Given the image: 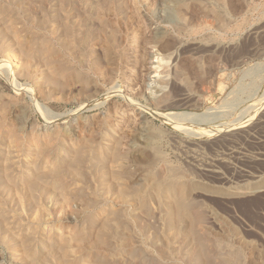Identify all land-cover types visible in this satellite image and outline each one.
Returning <instances> with one entry per match:
<instances>
[{
    "label": "rangeland",
    "instance_id": "rangeland-1",
    "mask_svg": "<svg viewBox=\"0 0 264 264\" xmlns=\"http://www.w3.org/2000/svg\"><path fill=\"white\" fill-rule=\"evenodd\" d=\"M0 7V264H95L91 242L112 213L72 200L62 209L48 197L52 211L18 208L10 193L38 176L50 192L91 186L88 194L101 193L113 180L127 188L139 182L153 199L120 214L121 232L148 256L157 254L152 240L170 241L168 264H204L187 222L207 239L215 264L236 250L243 253L236 263L264 264V0H0ZM167 114H188V121ZM77 148L91 152L81 154L88 157L82 171L92 169L82 177L71 159ZM158 180L184 186L187 211L201 218L187 212L186 223L170 221L167 208L178 196L160 200ZM186 252L193 255L181 262Z\"/></svg>",
    "mask_w": 264,
    "mask_h": 264
},
{
    "label": "bare ground",
    "instance_id": "bare-ground-1",
    "mask_svg": "<svg viewBox=\"0 0 264 264\" xmlns=\"http://www.w3.org/2000/svg\"><path fill=\"white\" fill-rule=\"evenodd\" d=\"M18 2V1H17ZM111 2V1H110ZM219 2V1H218ZM16 3V2H15ZM37 3V2H36ZM256 3V2H255ZM16 4H18V3H16ZM15 4V5H16ZM229 4V3H228ZM236 5V4H235ZM249 5V4H248ZM24 6V5H23ZM37 6V5H36ZM41 6V5H40ZM177 6V5H176ZM5 7V6H4ZM19 7H20V5H19ZM53 7H55V6H53ZM212 7H214V6H212ZM239 7V6H238ZM1 8V7H0ZM13 8V7H12ZM216 8V7H215ZM13 9H15V8H13ZM64 9V8H63ZM227 9V8H226ZM243 9V8H242ZM17 10V9H16ZM29 10V9H28ZM4 11V10H3ZM10 11V10H9ZM14 11V10H13ZM31 11V10H30ZM55 11V10H54ZM225 11V10H224ZM239 11V10H238ZM17 12V11H16ZM15 12V13H16ZM24 12V11H23ZM22 12V13H23ZM63 12V11H62ZM236 12V11H235ZM4 13V12H3ZM32 13V12H31ZM46 14V13H45ZM14 15V14H13ZM17 15V14H16ZM37 16V15H36ZM54 16V15H53ZM15 17V16H14ZM17 17V16H16ZM19 17V16H18ZM38 17V16H37ZM36 17V19L37 20H39L38 18ZM48 17V16H47ZM71 17V16H70ZM198 17V16H197ZM202 17V16H201ZM234 17V16H233ZM13 18V17H12ZM10 19H11V17H10ZM16 19H18V18H16ZM32 19V18H31ZM41 19V18H40ZM43 19V18H42ZM41 19V20H42ZM193 19V18H192ZM196 19V18H195ZM222 19V18H221ZM24 22V21H23ZM30 22V21H29ZM48 22V21H47ZM56 22V21H55ZM65 22V21H64ZM73 22V21H72ZM190 22V21H189ZM200 22V21H199ZM3 23V22H2ZM35 23V22H34ZM33 23V24H34ZM41 23V22H40ZM39 23V24H40ZM43 24H44V21L42 22ZM21 24V23H20ZM25 24V23H24ZM36 24V23H35ZM38 24V25H39ZM2 25V24H1ZM37 25V26H38ZM75 25V24H74ZM5 26V25H4ZM43 26V25H42ZM41 26V27H42ZM71 26V25H70ZM29 27V26H28ZM1 28V27H0ZM6 28V27H5ZM9 28V27H8ZM18 28V27H17ZM16 28V29H17ZM26 28H27V26H26ZM49 28V27H48ZM55 28V27H54ZM75 28H76V26H75ZM31 29V28H30ZM67 29H68V27H67ZM66 29V30H67ZM21 30V29H20ZM38 30V29H37ZM42 30V29H41ZM43 30H44V28H43ZM69 30H71V28H69ZM88 30V29H87ZM1 31V30H0ZM30 31V30H29ZM16 32V31H15ZM17 32H19V31H17ZM31 32H32V30H31ZM33 32H35V31H33ZM68 32V31H67ZM159 32V31H158ZM157 32V33H158ZM29 33V32H28ZM88 33V32H87ZM20 34V33H19ZM33 34H35V33H33ZM67 34V33H66ZM93 34V33H92ZM22 35H23V33H22ZM43 35V34H42ZM41 35V36H42ZM55 35V34H54ZM158 35H160V34H158ZM69 36V35H68ZM71 36V35H70ZM6 37V36H5ZM22 37V36H21ZM43 37V36H42ZM64 37V36H63ZM77 37V36H76ZM112 37V36H111ZM161 37V36H160ZM85 38V37H84ZM163 38V37H162ZM23 39H24V37H23ZM36 39V38H35ZM160 39V38H159ZM37 40V39H36ZM80 40V39H79ZM86 40H88V39H86ZM7 41V40H6ZM25 41V40H24ZM48 41V40H47ZM78 41V40H77ZM160 41V40H159ZM3 42H4V40H3ZM28 42V41H27ZM35 42V41H34ZM66 42V41H65ZM71 42V41H70ZM86 42V41H85ZM29 43V42H28ZM114 43V42H113ZM171 43V42H170ZM22 44V43H21ZM27 44V43H26ZM73 44V43H72ZM87 44V43H86ZM110 44V43H109ZM6 45V44H5ZM16 45V44H15ZM41 45V44H40ZM78 45V44H77ZM173 45V44H172ZM7 46V45H6ZM26 46V45H25ZM35 46V45H34ZM84 46H85V44H84ZM111 46V45H110ZM163 46V45H162ZM24 47V46H23ZM26 47H28V46H26ZM43 47V46H42ZM41 47V48H42ZM82 47V46H81ZM171 47H173V46H171ZM8 48V47H7ZM30 48H31V46H30ZM38 48V47H37ZM67 48V47H66ZM74 48V47H73ZM165 48V47H164ZM88 49V48H87ZM167 49V48H166ZM48 50V49H47ZM89 50V49H88ZM164 50V49H163ZM170 50V49H169ZM168 50V51H169ZM14 51V50H13ZM33 51V50H32ZM36 51V50H35ZM43 51V50H42ZM55 51V50H54ZM73 51V50H72ZM37 52V51H36ZM47 52V51H46ZM51 52V51H50ZM20 53V52H19ZM30 53V52H29ZM171 53V52H170ZM31 54V53H30ZM54 54V53H53ZM29 55V54H28ZM32 55V54H31ZM44 55V54H43ZM42 55V56H43ZM71 55V54H70ZM177 55V54H176ZM35 56H37V54L35 55ZM59 56V55H58ZM63 56V55H62ZM77 56V55H76ZM80 56H83V54H81ZM23 58V57H22ZM26 58V57H25ZM54 58V57H53ZM57 58V57H56ZM15 59V58H14ZM24 59V58H23ZM65 59H66V57H65ZM69 60V59H68ZM75 60H76V58H75ZM178 60V59H177ZM31 60H29V62H30ZM50 61V60H49ZM160 61V60H159ZM61 62H62V60H61ZM71 62V61H70ZM155 62H157V63H159L158 62V60L157 61H155ZM39 63H41V62H39ZM32 65V64H31ZM38 66V65H37ZM154 67H158V66H154ZM26 68V67H25ZM81 68V67H80ZM47 69H48V67H47ZM1 70H3V69H1ZM58 71H60V70H58ZM159 71V70H158ZM8 72V71H7ZM65 72V71H64ZM5 74V73H4ZM65 74V73H64ZM79 74V73H78ZM37 76V75H36ZM89 77V76H88ZM42 78V77H41ZM55 78V77H54ZM71 78H72V76H71ZM62 79V78H61ZM44 80V79H43ZM42 80V81H43ZM54 80V79H53ZM86 80V79H85ZM47 81V80H46ZM84 81V80H83ZM55 82V81H54ZM57 82V81H56ZM79 82V81H78ZM87 82H88V80H87ZM38 84V83H37ZM18 85V84H17ZM21 86V85H20ZM43 90V89H42ZM45 90V89H44ZM41 92V91H40ZM43 93V92H42ZM44 97H45V95H44ZM100 103V102H99ZM22 107V106H21ZM1 108V107H0ZM5 110V109H4ZM6 110H8V108L6 109ZM7 113V112H6ZM162 113H160V114H158V115H161ZM7 115V114H6ZM187 116H189L188 114H167V115H163V118H166V117H169V119L171 120V119H174V121L175 122H180L181 120H183V121H186L187 119L185 118V117H187ZM191 116H193V115H191ZM199 116V115H198ZM201 116V115H200ZM199 116V117H200ZM194 117V116H193ZM192 117V118H193ZM196 117V116H195ZM204 117V116H203ZM60 118V117H59ZM182 118V119H181ZM184 118V119H183ZM198 118V117H197ZM197 118H194L195 120L197 119ZM204 118H206V117H204ZM203 118V119H204ZM6 120V119H5ZM192 120V119H191ZM194 120V121H195ZM199 120V119H198ZM201 120H202V118H201ZM169 121V120H168ZM188 121V120H187ZM193 121V120H192ZM193 121V122H194ZM204 121H206V120H204ZM4 122V121H3ZM190 122V121H189ZM198 122V121H197ZM195 123V122H194ZM107 124V123H106ZM197 124V123H196ZM199 124V123H198ZM231 124V123H230ZM18 125V124H17ZM30 125V124H29ZM79 126V125H78ZM197 126V125H196ZM206 126V125H205ZM12 127V126H11ZM23 127V126H22ZM32 127V126H31ZM35 127V126H34ZM108 127V126H107ZM198 127V126H197ZM211 127V126H210ZM20 128V127H19ZM57 128V127H56ZM18 129V128H17ZM200 130H203L202 128H199ZM218 129H220L219 127H218ZM21 130V129H20ZM32 130V129H31ZM10 133V132H9ZM28 133V132H27ZM57 133V132H56ZM108 133V132H107ZM22 134H23V132H22ZM55 135V134H54ZM57 135V134H56ZM111 135V134H110ZM16 136H18V135H16ZM52 137V136H51ZM57 137V136H56ZM16 138V137H15ZM18 138V137H17ZM52 139H54L53 137H52ZM91 139V138H90ZM9 140H11V138L9 139ZM21 140H23V139H21ZM20 140V141H21ZM84 140V139H83ZM52 141V140H51ZM85 141V140H84ZM92 141V140H91ZM48 142V141H47ZM73 142V141H72ZM109 142V141H108ZM23 143V142H22ZM30 143V142H29ZM34 143V142H33ZM48 143H50V141L48 142ZM8 144V143H7ZM15 144H17V143H15ZM14 144V145H15ZM68 144V143H67ZM124 144V143H123ZM11 145V144H10ZM49 144H47L46 146H45V148L48 146ZM53 145V144H52ZM13 146V145H12ZM37 146V145H36ZM42 146H44V145H42ZM73 146V145H72ZM85 146V145H84ZM87 146V145H86ZM85 146V147H86ZM115 146H117V145H115ZM50 147V146H49ZM88 147V146H87ZM87 147L85 148V149H87ZM92 147V146H91ZM118 147V146H117ZM116 147V148H117ZM48 148V147H47ZM80 148V147H79ZM82 148H84L83 147V145H82ZM81 148V149H82ZM89 148V147H88ZM109 148V147H108ZM115 148V147H114ZM43 149V150H42ZM49 149V148H48ZM78 149V148H77ZM76 149V150H77ZM91 149V148H90ZM89 149V150H90ZM105 149V148H104ZM127 149V148H126ZM7 150V149H6ZM40 150H41V152H43L44 151V148H40ZM67 150V149H66ZM83 150V149H82ZM100 150V149H99ZM37 151H38V149H37ZM47 151V150H46ZM73 151H74V149H73ZM85 151V150H84ZM83 151V152H84ZM93 151V150H92ZM103 151V150H102ZM117 151H119V150H116V155H119V153H117ZM8 152V151H7ZM39 152V153H38ZM37 153L38 154H41L40 153V151H38ZM77 152H80V150L78 149V151ZM80 152V153H74V154H72L73 156H76V158H75V160H73V156H72V162L73 161H75L76 162V164L79 162L80 164H81V168H79V170L81 169V173L79 172H77V171H75V170H77L78 168H76L75 166H77V165H79V164H77V165H72L73 167V169H75L74 171L75 172H77L78 173V175L80 174H83L84 175V173H83V171H85V169L82 171V165H84L83 163L85 162V159L87 160L88 159V157H89V152H88V154H87V152ZM112 152H113V150H112ZM111 152V153H112ZM115 152V151H114ZM83 153V155L86 153V155H84V156H88L87 158L85 157V159H84V157L81 155ZM91 153V152H90ZM111 153H110V155H111ZM43 154V153H42ZM76 154V155H75ZM113 154V153H112ZM121 154V153H120ZM138 154V153H137ZM12 155V154H11ZM91 155V157H92V154H90ZM97 155V154H96ZM114 155V154H113ZM123 156V155H122ZM107 157H109L108 155H107ZM118 157H120V156H118ZM117 156H113V158L111 159V157H109V158H107V159H111V160H116L117 158H118ZM10 158V157H9ZM92 158H94V157H92ZM92 158H91V160H92ZM8 159V158H7ZM70 159V160H71ZM96 159H98V157L96 158ZM90 160V159H89ZM99 160V159H98ZM103 160H105V159H103ZM120 159H117L116 161H119ZM4 161V160H3ZM57 161V160H56ZM68 161V160H67ZM116 161H114V162H116ZM69 162V161H68ZM66 163V165L67 164H69V163ZM91 162V161H90ZM113 162V161H112ZM150 162V161H149ZM71 163V162H70ZM86 163V162H85ZM110 163L111 162H109V165H110ZM151 163V162H150ZM13 164V163H12ZM74 164V163H73ZM116 165H117V163H115ZM114 164V165H115ZM55 165V164H54ZM88 165H89V163H88ZM154 165V164H153ZM2 166V165H1ZM9 165H7V167H8ZM65 166V165H64ZM86 166H87V164H86ZM5 167V166H4ZM68 167H69V165H68ZM75 167V168H74ZM79 167V166H78ZM85 167V166H84ZM90 167V166H89ZM88 166H87V170H92V169H90ZM92 167V166H91ZM112 167H114V166H112ZM118 167H120V166H118ZM1 168V167H0ZM9 168V167H8ZM72 168H70L71 170H72ZM86 168V167H85ZM111 167L109 166V169L108 170H111L112 172L113 171H117V170H114L113 168L112 169H110ZM121 168V167H120ZM5 169V168H4ZM60 169H62V168H60ZM106 169V168H105ZM52 170V169H51ZM50 170V171H51ZM53 170H56V169H53ZM64 170L65 171H67L68 170V168H67V170H66V167L64 168ZM70 170V171H71ZM86 170V171H87ZM2 171V170H1ZM31 171V170H30ZM29 171V172H30ZM62 171V170H61ZM74 171H72V172H74ZM85 171V172H86ZM111 171H109L110 173H111ZM46 172V171H45ZM47 172H49V171H47ZM57 172V171H56ZM56 172H52V173H56ZM60 172V171H59ZM74 172V173H75ZM88 172V171H87ZM86 172V173H87ZM91 172V171H90ZM89 172V173H90ZM151 172V171H150ZM64 173H66V172H64ZM68 173H69V171H68ZM88 173V174H89ZM109 173V174H110ZM114 173V172H113ZM119 173V172H118ZM120 173H121V175H122V172L120 171ZM120 173H119V175H120ZM5 174V173H4ZM26 174V173H25ZM37 174V173H36ZM40 174V173H39ZM46 174V173H45ZM45 174H43V175H45ZM48 174V173H47ZM51 174V173H50ZM49 174V175H50ZM108 174V173H107ZM115 175H116V173H114ZM124 174V173H123ZM133 174V173H132ZM135 174V173H134ZM38 175V174H37ZM53 176L55 175V174H52ZM67 175V174H66ZM112 176H113V174H111ZM118 175V174H117ZM31 176V175H30ZM42 176V175H41ZM46 176H48V175H46ZM56 176V175H55ZM2 177V176H1ZM39 177V176H38ZM38 177L36 178V177H32V179H27V180H25V187H23L24 189L23 190H16V192H9L11 195H10V197L11 198H13L14 199V201H15V203H16V205L18 204V208L20 207V208H23V209H26V210H45V211H47V212H49V211H52V208H54V206L52 207V205H51V207L50 206H47L46 204H44V203H46V199L45 198H49L51 201H54V204H56L57 202L58 203H60V204H62V207L61 206H59V207H61L62 209H63V207L65 208V206H66V209H68V207H71L70 205H69V203L71 202V200H72V202L74 203V205H75V202L78 204L79 203V205L81 206V207H78L77 206V208H79V209H82V210H84V209H89L91 212H94L95 214L96 213H112V215H110L109 216V214H108V216L111 218V219H106V220H104L103 221V223H102V226H101V224H100V226L99 227H101L100 228V230H98V234H97V236H96V239H95V241L94 240H92V247H93V249H95V251H93L92 253H89L90 255L91 254H93V255H95V257H99V258H95L94 257V260L96 261H98V263L99 262H103V264H168V263H166L165 262V260H164V258L165 257H168L169 255H172L175 251V247H173L172 246V244L170 243V241H169V243H167L166 241L165 242H163V243H157L156 242V240H152L151 241V246H152V248H153V250L155 251V252H157V254H156V256L154 255V256H148L147 255V252L145 253L144 252V248L142 249L141 247H140V245L138 246V245H135L134 243H135V241H134V243H133V239H131V237L129 238V237H125L124 236V234L125 233H127V231H125V229H124V231H125V233L123 234L122 232H121V228H120V225H123L122 223H124V222H122L121 221V219L123 220L124 218H121L120 217V214L122 213V214H124L125 212H127L128 211V208L130 209V206H137V205H144V207L148 204V202H149V200L150 199H153L152 198V194H151V198L149 199L148 197H145L147 194L146 193H143L142 191V189H141V187H140V185H138V183L139 182H137L134 186L132 185V187L130 186V188H127V187H129V185H127V187H126V185H122V186H124V188H122V186L120 187V182H118L119 183V185H118V187L116 186V184H114V180H113V182H111V183H109V185L106 187L105 186V184L103 183V185L104 186H102V185H100V189H101V186H102V189H103V191L100 193V191L98 192V190L97 191H93V193H90V194H88L87 192H88V190H89V188L91 187H86V188H88V190L87 189H82V190H85V193L84 192H79L80 190L78 189V191L76 192L75 190L73 191L74 193H70L71 192V190L68 192H59V191H52V192H50V188H48V185L46 184V183H44V182H42V180H41V178L40 179H38ZM81 177H82V175H81ZM85 177H88V176H86L85 175ZM114 177V176H113ZM120 177H123V176H120ZM21 178V177H20ZM114 178H117V180L116 181H118V179H120V178H118V177H114ZM158 178V177H157ZM1 179V178H0ZM8 179V178H7ZM26 179V178H25ZM83 179H85V178H83ZM106 179V178H105ZM108 179V178H107ZM161 179V178H160ZM159 179V180H160ZM166 179H169V178H167L166 177ZM172 179V178H171ZM175 179V178H174ZM186 179V178H185ZM86 180L88 181V178H86ZM93 180V179H92ZM120 180H122L123 181V179H120ZM119 180V181H120ZM155 180H156V178H155ZM155 181V182H158L157 184H155L154 185V187L153 188H155L154 190H157V192L156 193H160V195H159V197H160V200H161V197H163V199H165L164 198V196L165 197H167L168 195H164V193H170L172 196H170L171 198H174V195L173 194H175V195H177L175 198H176V201H174L175 202V204H174V202L172 203L171 202V204H173V206H169V208H167L169 211H171V212H169V214H171L170 215V221L172 220L173 222H175V220L178 222V223H180L181 221H183V219L187 216V210L190 208L189 207V203H188V200H186V199H184L183 198V196H182V189L184 188V186H183V188H181V187H178L177 185H175V184H169L168 182V185H162L161 183H164V182H162L161 180V183H159L160 181ZM49 181V180H48ZM83 181H85V180H83ZM127 181V180H126ZM165 181H168V180H165ZM171 181V180H170ZM169 181V182H170ZM177 181V180H176ZM175 181V182H176ZM7 182V181H6ZM82 182V181H81ZM104 182V181H103ZM110 182V181H109ZM174 182V181H173ZM74 183V182H73ZM84 183H87V182H84ZM90 183V182H89ZM177 183H179V182H177ZM176 183V184H177ZM3 184V183H2ZM8 184V183H7ZM108 184V183H107ZM122 184H124V183H122ZM164 184H166V182L164 183ZM184 184V183H183ZM4 185V184H3ZM15 185V184H14ZM76 185V184H75ZM88 185H91V184H88ZM97 185V184H96ZM179 185V184H178ZM21 186V185H20ZM51 186V185H50ZM54 186H55V184H54ZM53 186V187H54ZM79 187V186H78ZM82 187H84V186H82ZM81 187V188H82ZM106 187V188H105ZM55 188V187H54ZM66 188H68V186L66 187ZM80 188V189H81ZM85 188V187H84ZM94 188H95V186H94ZM118 188V189H117ZM11 189V188H10ZM45 189H47V190H45ZM52 189V188H51ZM75 189V188H74ZM96 189V188H95ZM101 189V190H102ZM15 190V189H14ZM56 190V189H55ZM69 190V189H68ZM87 190V191H86ZM91 191V190H90ZM108 191H112L111 193L110 192H108ZM185 191V190H184ZM183 191V192H184ZM76 192V193H75ZM147 192H149V191H147ZM150 192H152V190H150ZM50 193H52V195H50ZM110 193V194H109ZM146 194L145 196L143 195V194ZM153 193V192H152ZM156 193H153V194H156ZM185 193H186V191H185ZM149 194V193H148ZM45 195H47V196H45ZM158 195V194H157ZM156 195V196H157ZM147 196H149V195H147ZM185 196V195H184ZM158 197V198H159ZM186 197V196H185ZM170 198V200H172ZM174 198V199H175ZM12 199V200H13ZM44 199H45V202H44ZM8 200V199H7ZM49 200V201H50ZM170 200H169V198H167V203L166 202H164V203H166V204H170ZM6 201V200H5ZM4 201V202H5ZM13 201V202H14ZM164 201V200H163ZM163 201H162V203H163ZM185 201H187V202H185ZM44 202V203H43ZM6 203V202H5ZM9 203V202H8ZM7 203V204H8ZM11 203V202H10ZM186 203H188V204H186ZM59 204V205H60ZM64 204V205H63ZM71 204V203H70ZM6 205V204H5ZM15 205V206H16ZM72 205V204H71ZM164 205V204H163ZM127 206V207H126ZM168 207V205H165V207ZM5 207V206H4ZM76 207V206H75ZM188 207V208H187ZM3 208V207H2ZM60 208V209H61ZM71 208H73V206L71 207ZM71 208H69V209H71ZM55 210V209H54ZM58 211H59V208L57 209ZM74 211V210H73ZM190 211V210H189ZM192 211V210H191ZM195 211V210H194ZM5 212V211H4ZM55 212V211H54ZM63 212V211H62ZM79 212V211H78ZM3 213V212H2ZM1 213V211H0V229L2 228V226H4V224H3V220L5 219L4 218V216H3V214ZM60 213V212H59ZM154 213V212H153ZM189 214H191L192 216H193V214H194V212L192 211L191 213L190 212H188ZM193 213V214H192ZM113 214H115L114 215V219H112V217L111 216H113ZM121 214V215H122ZM199 214V213H198ZM197 213L196 214H194V215H198ZM94 215V214H93ZM173 215V216H172ZM88 216V215H87ZM123 216V215H122ZM200 216V215H199ZM153 217V216H152ZM187 217H189V215L187 216ZM186 217V218H187ZM191 217V216H190ZM96 218V217H95ZM194 219V221H196L197 223H198V221H199V219L201 218H199L198 216H197V218H199V219H195V217H193ZM39 219V218H38ZM47 219H49V218H47ZM104 219H105V217H104ZM145 219V218H144ZM188 219V218H187ZM94 220V219H93ZM185 220V223H186V219H184ZM124 221V220H123ZM149 221V220H148ZM169 221V223H172V225H174V224H176V222L173 224V222H170ZM188 221V220H187ZM181 223H183V222H181ZM184 223V225H183V227L186 225ZM189 222H187V225L184 227V228H186L187 229V231L189 230L188 228L190 227V230H189V233L190 234H192V235H194L193 237L194 238H196V247H195V245H194V247L196 248V253H199V255H204L203 256V258L202 259H204V260H202L203 262H204V264H213L214 263V261H213V257H211V256H209V253H208V255L206 254V252L207 251H209L210 249H207L206 250V248H208V246H206L207 244H205V242L207 241V239H206V237L208 236H205L204 238L206 239V241L203 239V238H201L202 236H199L200 234H198L197 235V231H195L196 229H195V226H192L193 225V223L194 222H192V227H193V229L191 228V226H189V224H188ZM126 224V223H125ZM124 224V225H125ZM41 225V224H40ZM142 225V224H141ZM170 225V224H169ZM171 225V226H172ZM194 225H195V223H194ZM197 225V224H196ZM119 226V227H118ZM177 227H181V224H180V226H179V224L178 225H176ZM187 226H188V228H187ZM198 226H199V224H198ZM173 227V226H172ZM183 227H181L182 229H183ZM28 228V227H27ZM123 228H125V227H123ZM149 228V227H148ZM174 228V227H173ZM176 228V227H175ZM174 228V229H175ZM197 228V227H196ZM159 229V228H158ZM177 229V228H176ZM2 230H4V229H2ZM1 230V231H2ZM154 230V229H153ZM178 230V233H179V230H181L180 228L179 229H177ZM199 230V229H198ZM95 231V230H94ZM142 231V230H141ZM184 231H185V229H184ZM183 231V232H184ZM186 231V232H187ZM56 232V231H55ZM129 232V231H128ZM181 233H182V230L180 231ZM201 231H199V233H200ZM74 233V232H73ZM137 233V232H136ZM111 234V235H110ZM113 234H115V235H113ZM130 234V233H129ZM150 234V233H149ZM202 234H204L205 235V233H202ZM65 235V234H64ZM81 235V234H80ZM79 235V240L78 241H80V236ZM180 235V234H179ZM188 235V234H187ZM84 236V235H83ZM82 236V239H81V241L83 240V237ZM112 238V239H115V238H117L118 240H121V241H119L120 242V244H117V246L115 245V247L113 248L112 247V243L111 242H113V241H115V240H111V242H110V237ZM129 236V235H128ZM27 237V236H26ZM49 237V236H48ZM77 236L75 235V237L74 238H76ZM192 237V236H191ZM88 238V237H87ZM86 238V239H87ZM119 238H121V239H119ZM133 238V237H132ZM193 238V239H194ZM210 238V237H209ZM25 239V238H24ZM49 239V238H48ZM86 239L84 238V241H86ZM93 239V238H92ZM215 239V238H214ZM75 240V239H74ZM73 240V241H74ZM118 240H117V242H118ZM209 240V239H208ZM20 241V240H19ZM22 241V240H21ZM78 241H76V242H78ZM91 241V239L89 240V242ZM158 241V240H157ZM27 242H29L28 240H27ZM75 242V243H76ZM209 242V241H208ZM25 243H26V241H25ZM88 243V242H87ZM115 243H116V241H115ZM195 243V242H194ZM193 243V244H194ZM63 244H65V243H63ZM67 244V243H66ZM65 244V245H66ZM69 244V243H68ZM68 244H67V246H68ZM78 244L80 245L81 243L80 242H78ZM84 242H82V244H81V247H83V248H86V247H84ZM143 244V243H142ZM29 245V244H28ZM65 245L64 246H62V247H64V248H67V247H65ZM78 245V246H79ZM83 245V246H82ZM147 245V244H146ZM219 245V244H218ZM74 246V245H73ZM91 246V245H90ZM213 246V245H212ZM24 247H26V246H24ZM150 247V246H149ZM36 248V247H35ZM64 248H61V249H63V251H65L64 250ZM73 248V247H72ZM148 248V247H147ZM146 248V249H147ZM225 248V247H224ZM75 249H77V248H75ZM90 249V248H89ZM88 249V250H89ZM102 250L101 252H100V250ZM151 249V248H150ZM194 249V248H193ZM192 249V250H193ZM26 250L27 251H24V252H26L28 255L29 254H32L31 252H30V250L28 249V247L26 248ZM67 250H69V249H66V251ZM174 252H173V251ZM42 251V250H41ZM53 251H55V250H53ZM145 251H149V250H145ZM211 251V250H210ZM224 251V250H223ZM240 251H241V249H240ZM59 252V251H58ZM81 252V251H80ZM191 252H194V251H191ZM191 252H186V256H182V257H180L179 259H181V262L183 261V262H185V258H188V257H190V256H192L193 254H191ZM36 253V252H35ZM48 253V252H47ZM52 253V252H51ZM50 253V255H52ZM65 253V252H64ZM67 253V252H66ZM65 253V255H67ZM149 253V252H148ZM151 253V252H150ZM196 253H194V254H196ZM231 253V252H230ZM242 253V252H241ZM241 253H239V251H233L231 254H230V257H228V258H226L225 257V261H227V263H230V264H235L236 262H238L239 263V258H240V254ZM54 254V253H53ZM151 254H154V252L153 253H151ZM206 254V255H205ZM212 254V253H211ZM243 254V253H242ZM25 255V254H24ZM36 255V254H35ZM49 255V256H50ZM64 255V256H65ZM89 255V256H90ZM216 255V254H215ZM212 256H214V255H212ZM44 257V256H43ZM114 257H116V259L114 258ZM120 257H122V258H124V261H123V259L122 258H120ZM194 257V256H193ZM202 257V256H201ZM205 257V258H204ZM216 257V256H215ZM41 258V257H40ZM49 258V257H48ZM88 258V257H87ZM119 258V259H118ZM196 258V257H195ZM71 259V258H70ZM123 261V262H120L121 260ZM243 259V258H242ZM39 259H37V261H38ZM47 260L48 259H46L45 261L47 262ZM168 260V259H167ZM89 261V260H88ZM93 262V259H92V263H95V264H97L96 262ZM69 262V261H68ZM105 262V263H104ZM178 262V261H177ZM217 263V262H216ZM226 263V264H227ZM238 263H236V264H238ZM72 264V263H71ZM86 264V263H85ZM91 264V263H90ZM176 264H179V263H176ZM201 264V263H200ZM215 264V263H214ZM219 264V263H218ZM220 264H222V263H220Z\"/></svg>",
    "mask_w": 264,
    "mask_h": 264
}]
</instances>
